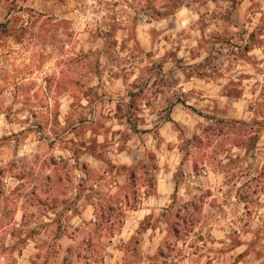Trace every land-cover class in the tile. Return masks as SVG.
Masks as SVG:
<instances>
[{
  "label": "clouds",
  "instance_id": "obj_1",
  "mask_svg": "<svg viewBox=\"0 0 264 264\" xmlns=\"http://www.w3.org/2000/svg\"><path fill=\"white\" fill-rule=\"evenodd\" d=\"M14 2L0 264H264V0Z\"/></svg>",
  "mask_w": 264,
  "mask_h": 264
},
{
  "label": "rangeland",
  "instance_id": "obj_2",
  "mask_svg": "<svg viewBox=\"0 0 264 264\" xmlns=\"http://www.w3.org/2000/svg\"><path fill=\"white\" fill-rule=\"evenodd\" d=\"M149 3L151 4V0H149ZM147 5V4H146ZM15 9V2H14V0H13V4L12 5H10V7H9V14H11V11H13ZM145 11H147L146 9H145ZM167 39V37H165V40ZM149 55H151L150 53H149ZM161 69H162V65H160L159 66ZM81 123H84V120H81ZM86 146L85 145H83V144H81L80 145V149H83V148H85ZM93 150H94V148H93ZM55 161H53V163H54ZM41 204H42V206H47V205H45L43 202H41Z\"/></svg>",
  "mask_w": 264,
  "mask_h": 264
},
{
  "label": "trees",
  "instance_id": "obj_3",
  "mask_svg": "<svg viewBox=\"0 0 264 264\" xmlns=\"http://www.w3.org/2000/svg\"><path fill=\"white\" fill-rule=\"evenodd\" d=\"M145 9L146 10H151L152 9V3H148L146 6H145ZM110 211L112 210L111 208L109 209Z\"/></svg>",
  "mask_w": 264,
  "mask_h": 264
},
{
  "label": "crops",
  "instance_id": "obj_4",
  "mask_svg": "<svg viewBox=\"0 0 264 264\" xmlns=\"http://www.w3.org/2000/svg\"><path fill=\"white\" fill-rule=\"evenodd\" d=\"M84 149V148H83ZM91 150H93V149H91Z\"/></svg>",
  "mask_w": 264,
  "mask_h": 264
}]
</instances>
